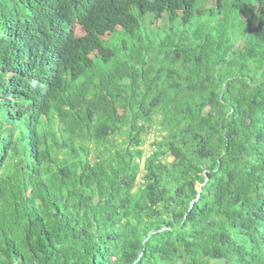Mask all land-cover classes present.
<instances>
[{
    "label": "trees",
    "instance_id": "trees-1",
    "mask_svg": "<svg viewBox=\"0 0 264 264\" xmlns=\"http://www.w3.org/2000/svg\"><path fill=\"white\" fill-rule=\"evenodd\" d=\"M0 264H264V0H0Z\"/></svg>",
    "mask_w": 264,
    "mask_h": 264
},
{
    "label": "rangeland",
    "instance_id": "rangeland-1",
    "mask_svg": "<svg viewBox=\"0 0 264 264\" xmlns=\"http://www.w3.org/2000/svg\"><path fill=\"white\" fill-rule=\"evenodd\" d=\"M201 3V2H199ZM198 3V4H199ZM202 9L205 12H208V14L210 12H215L217 13L218 11L220 12V14L224 13V12H232L234 11L235 9V5L234 4H229L228 5V9L226 10H220L218 9L216 6H202ZM135 11V9H133ZM199 12L201 13L202 10H199ZM163 18H161L160 21H162V19H165V22L164 24L160 23L159 24V21L157 22V19H155L154 16H150V14H146L142 19H140L138 22H139V31L138 33L145 37L147 36L148 34H153V33H156V32H164V31H167V30H171V31H174V32H179V31H184L185 29L188 30L189 26L187 24H184L181 20L180 17H177V18H173V19H169L167 17H164L162 16ZM196 16H194L191 20V23H193L195 20H196ZM181 24V25H180ZM187 26V27H186ZM194 25H192L193 27ZM76 30V33H79L78 31V27L75 28ZM190 32V30H188ZM117 34H115V37L114 38H110L106 41V44L107 43H116V44H121L123 43V41H126V43H130V40L128 37H124L121 33V32H115ZM154 127H151V133L152 135H155L156 134V130L153 129ZM160 138V136H158L156 138V140H158ZM154 139V136L151 137L148 133L145 135L144 139H143V142H141V145L140 147L143 148L144 150V155L146 156L147 154H149L152 149H153V144H152V141ZM168 159H171V157H168ZM140 162H142V159L140 160Z\"/></svg>",
    "mask_w": 264,
    "mask_h": 264
},
{
    "label": "clouds",
    "instance_id": "clouds-1",
    "mask_svg": "<svg viewBox=\"0 0 264 264\" xmlns=\"http://www.w3.org/2000/svg\"><path fill=\"white\" fill-rule=\"evenodd\" d=\"M76 27H78V30H79V26L75 23V24H74V30H75ZM75 31H76V30H75Z\"/></svg>",
    "mask_w": 264,
    "mask_h": 264
},
{
    "label": "bare ground",
    "instance_id": "bare-ground-1",
    "mask_svg": "<svg viewBox=\"0 0 264 264\" xmlns=\"http://www.w3.org/2000/svg\"><path fill=\"white\" fill-rule=\"evenodd\" d=\"M195 23H196V22H195ZM195 23H194V24H195ZM180 25H181V24H180ZM189 25H190V24H189ZM191 25H192V24H191ZM186 27H187V26H186ZM138 31H139V30H138ZM177 36H178V35H177ZM177 42H178V41H177ZM178 46H179V45H178ZM115 47H116V46H115ZM175 47H176V46H175ZM256 47H257V46H256ZM121 48H122V47H121ZM250 51H251V50H250ZM130 52H131V51H130ZM133 53H134V52H133ZM255 56H256V55H255Z\"/></svg>",
    "mask_w": 264,
    "mask_h": 264
}]
</instances>
